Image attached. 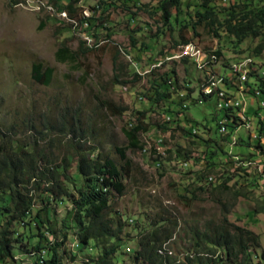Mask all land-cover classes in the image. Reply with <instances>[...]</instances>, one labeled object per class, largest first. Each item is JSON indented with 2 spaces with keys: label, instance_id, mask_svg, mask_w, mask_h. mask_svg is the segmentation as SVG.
I'll return each instance as SVG.
<instances>
[{
  "label": "rangeland",
  "instance_id": "374dc122",
  "mask_svg": "<svg viewBox=\"0 0 264 264\" xmlns=\"http://www.w3.org/2000/svg\"><path fill=\"white\" fill-rule=\"evenodd\" d=\"M99 1L78 0L69 15L67 0H13L12 4L10 0H0L1 146H19L30 152L37 160V172L57 167V190H72L81 184L76 162L82 155L90 162L107 157L120 168L123 189L121 193L112 192L107 211L109 216H120L123 223L120 247L113 256L115 264H132L137 240L160 218L164 220L162 225L168 222L172 231L163 247L181 256L191 249L189 237L194 228L216 224L224 215L229 222L258 235L259 246L252 255V264H264V188L258 179L259 166L264 164V135H256L258 123L253 111L257 104L251 95L264 83V48L254 52L260 41L264 43V31L261 37L237 43L222 28L213 30L204 23L192 28L195 11H203L202 0H180L178 22L171 18V28L161 21L162 0H114L96 11ZM250 1L211 0L208 6L222 18L232 4L249 5ZM58 11L76 20L91 17V40L82 39L79 25H73ZM171 13L175 10L171 9ZM173 38H183L185 44L191 42L208 57L219 49L220 56L213 67L199 69L190 57L177 56L186 45H174ZM61 44L75 51L74 62L55 59ZM247 58L252 59L251 70L240 83L232 66ZM34 63L52 67L48 84L32 79ZM209 73L221 76V85L225 84L233 96H239V85L244 83L242 86L248 88L240 99L245 101L249 126H236L229 141L216 139L227 154L217 151L210 159L213 167L205 163L209 153H205L202 138L218 137L217 124L224 113L216 108L215 97H202L201 85ZM165 80L178 87L173 95L175 104L160 100L152 107L147 97L154 87L161 91ZM167 107L174 111L176 120L163 127L162 122L168 119L162 120L170 119L168 113H162ZM259 111L264 116V108ZM140 112H144L140 117L147 129L139 133L142 148L122 153L126 146L122 128L132 125ZM231 113L234 115V111L225 110L226 116ZM188 120H193L192 125L198 123L193 137L181 129ZM237 137L244 142L238 143ZM156 145L163 154L153 153ZM230 153H238L240 159L248 156L255 164L235 169L226 160ZM234 166L239 167L238 162ZM203 168L211 169L208 174L214 185L195 179ZM225 176L230 177L228 188H214ZM34 179L27 185V196L32 202L31 216L38 211L44 221L40 233L47 240L57 241L67 235L66 251L59 248L60 264H97L101 249L92 241L86 248L75 246L72 204L64 195L53 199L46 190V178L37 175ZM12 226L24 234L19 223ZM37 233L33 228L34 236H23L22 249L19 243L12 244L17 264H33L37 253L30 249L39 241Z\"/></svg>",
  "mask_w": 264,
  "mask_h": 264
},
{
  "label": "trees",
  "instance_id": "16d2710c",
  "mask_svg": "<svg viewBox=\"0 0 264 264\" xmlns=\"http://www.w3.org/2000/svg\"><path fill=\"white\" fill-rule=\"evenodd\" d=\"M77 1L67 0L65 8L69 15H71L72 5ZM113 1L100 0L95 10H102ZM210 1L202 0L201 6L203 7V11H195L194 17L196 20L190 25L192 28L201 23H204L208 28L213 30L222 28L224 33L233 37L237 43H241L247 38L261 37L264 31V2L254 4L251 0L249 5L244 2L232 4L231 7H228L224 16L220 18L214 9L208 6ZM10 2L12 4L13 0H10ZM16 2L14 1L13 3ZM159 8L163 25H169L171 28V18L174 22H178L177 14L181 11L180 0H162ZM171 9L175 10L173 15ZM86 20L90 28L91 17H86ZM89 28H83L82 30L88 33V30L92 29ZM185 43L187 41L183 38L181 40L173 38L174 45H183ZM263 48L264 43L260 41L255 46L254 52L257 54ZM215 54L217 57L220 56V50H215ZM54 55L55 59L60 62H74L76 59L75 51L69 49L64 44H61L56 49ZM182 59L185 60V58ZM52 72V67L43 66L41 63H34L31 68V77L36 82L48 84ZM167 80H165V83L163 82L164 87L160 88L162 89L161 91H159V88L154 87L152 95L147 97L152 107L157 105L160 100H169L168 105L175 104L173 95H176L179 90L175 83H168ZM261 86H264L263 82L259 87ZM202 97L205 100L209 96ZM162 113L170 115V119L162 122L163 127L166 126V122H175L173 110L167 107L162 110ZM223 113L226 115L225 111ZM253 113L256 114L257 110H254ZM138 114L139 116L132 125L122 128V133L126 140V146L122 150V153L127 149L136 150L142 148L139 133L147 129L144 125L143 117H140L144 112ZM256 119L258 123L255 126L256 135L261 137L260 135H264V116L261 115V118L256 117ZM192 121L188 120L187 125L181 127L182 131L191 137L197 134L192 133L191 135V129L198 126L197 122L194 125L190 124ZM237 125L236 121L227 124V134L222 136L218 133L219 124H217L218 137L202 138V141L206 144L205 153H209V157L205 159L207 166L213 167V162L210 159L217 151H220L222 155L227 154L225 149L217 145L216 139L222 138V140L229 141L230 135H232L231 132H233ZM202 128L210 130L206 125H202ZM237 140H239L238 143L244 142L241 137H237ZM23 150L19 146L7 149L2 147L0 142V264H7L9 262L11 264L18 263L12 244L19 243V248L22 249L23 236L26 238L34 236L31 235V229L33 228L38 231L37 237L39 238V241L33 244L30 249L31 252L37 253V255H34L33 264H38V253L43 250V264H60L59 248L62 247L63 252L66 251V233L63 234L60 241H57L55 238L47 240L46 236L40 233L41 225L44 224L40 212L37 211L34 216H31L29 212L32 202L30 197L27 196V191H29L27 185L32 179L37 178V175L46 178L49 183V187L46 190L53 199L64 195L72 204V221L75 225L74 227H76V231L72 232V234L77 241V246L86 248L89 242L92 241L95 247L101 249L97 264H115L113 256L118 252L120 247L123 223L119 218L120 216H109L107 211L109 210L112 192L115 190L121 193L123 189L120 168L107 157H104L102 161L90 162L89 159L82 155L76 162V171L82 178L81 184L72 190H68L67 188H62L61 190L58 188L57 190V167L53 171H49L48 169V172H37V160L30 152L28 153ZM119 151L121 150L119 149ZM247 157L244 156L242 160H246ZM226 160L235 169L244 170V166L241 167L242 165H238L239 167L236 168L234 166L235 161L230 157ZM210 171L211 169L207 168L201 169L196 174L195 179L205 184L214 185L215 181L208 182L204 178L209 175ZM229 178V176H225L214 188H228L227 183L229 182ZM251 184H253V180H251ZM241 194L240 192H236V195ZM163 222V218H160L149 226L150 229L147 232L139 237L136 242V249L131 255L132 264H252V255L254 254V250L259 246L257 234L229 222L224 215L216 224L207 223L204 224L202 229L198 227L194 228L190 232L189 237L191 242L190 251L183 253L181 256L172 255L171 251L166 250L162 245L172 234L171 229L168 227L169 223L167 222L162 225ZM13 223H19L22 226L23 235L17 233L12 228ZM262 257L264 258L263 253Z\"/></svg>",
  "mask_w": 264,
  "mask_h": 264
},
{
  "label": "built area",
  "instance_id": "2783aa9c",
  "mask_svg": "<svg viewBox=\"0 0 264 264\" xmlns=\"http://www.w3.org/2000/svg\"><path fill=\"white\" fill-rule=\"evenodd\" d=\"M84 17V23L85 27H89L88 21L86 20V16ZM85 40H91L90 36L91 34H85ZM93 44V41L91 45ZM186 45V52H178V57H190L192 61L195 62L196 66L201 69V67H213L215 65V61L218 60L217 55L215 54V57H207L206 52L202 51L200 48L196 47L194 44L190 42V44H183ZM250 62H252V59H244V61H239L235 63V67L233 68V72H237V65H244L246 66V71H250ZM213 71V69H212ZM218 77L217 75L213 73H209L207 79L205 80L204 84L201 85V94L203 96L208 95L209 93H218V103L216 104V108L223 110V111H233V95H227V90L224 87H218ZM240 82V80H239ZM238 93L241 95H244L245 93H248L247 87H240L238 86ZM256 101L257 107L254 108V110H257L258 116L261 118V113L259 111L260 108H264V91L259 90V94H251ZM240 107H246L245 101H241ZM237 122V127H241L243 125V119H238V112H234V115H232L231 119H221L218 124V133L223 136L224 133H227V124H231L233 122ZM232 142H235L232 140ZM232 145V143H231ZM153 153L156 154V146H154ZM231 154V153H230ZM230 158L234 161L240 160V158L237 155H230ZM264 165V164H263ZM207 179V178H205ZM262 186H264V175L262 171L261 179H259ZM44 253V250L43 252ZM39 264V262H38Z\"/></svg>",
  "mask_w": 264,
  "mask_h": 264
},
{
  "label": "bare ground",
  "instance_id": "6f19581e",
  "mask_svg": "<svg viewBox=\"0 0 264 264\" xmlns=\"http://www.w3.org/2000/svg\"><path fill=\"white\" fill-rule=\"evenodd\" d=\"M58 13L60 14V16H62L63 18H66V19H68L73 25H79V32L81 33V36L83 37L82 39H84L85 40V35H84V30H82L83 28L85 29H88L89 27H85V23H84V18L82 19V20H76L75 18H70V17H68L67 16V14H66V12L65 11H58ZM78 27V26H77ZM91 28V27H90ZM89 28V29H90ZM75 30H76V27H75ZM87 32V31H86ZM85 34H91L90 33V31L88 30V33H85ZM97 44V43H96ZM93 45H94V43H93ZM95 46V45H94ZM184 52H186V46L184 47ZM212 57H215V54H213V55H211ZM208 57V56H207ZM210 57V56H209ZM233 63H235V62H233ZM228 66V65H227ZM230 66H231V64H230ZM237 67H239L240 69H242V70H239V69H237V72H234V73H236L237 74V76H238V80H240V83H242V82H244V80L246 79V77H247V73L249 72V71H246V66L245 67H242V66H240V65H237ZM203 68H206V67H201V69H203ZM208 68V67H207ZM229 69V68H228ZM232 69H233V66H232ZM259 69V68H258ZM260 70V69H259ZM259 72V71H258ZM205 76H206V74H205ZM249 76V75H248ZM263 76H264V73H263ZM237 78V77H236ZM224 79V78H223ZM248 79V78H247ZM237 80V79H236ZM221 81H222V77L221 76H219L218 77V87H224V86H226L225 84H224V86H222L221 85ZM232 81V80H231ZM225 82H226V79H225ZM237 83H238V81H236ZM228 84V83H227ZM231 85V84H230ZM242 85H245L244 83L242 84ZM242 85H240V87H246V86H242ZM231 88H233V87H231ZM234 88H235V85H234ZM233 88V89H234ZM237 88V87H236ZM235 88V89H236ZM259 88V87H258ZM227 89H229V88H227ZM253 89V88H252ZM257 89V88H256ZM235 91V90H234ZM252 94H259V90L257 89V90H255V92H252ZM227 95H232L231 94V92H230V90L229 91H227ZM207 96H209L208 98H211V97H215V102H216V104L218 103V93H209L208 95H205V97H207ZM233 100H234V102H233V111L234 112H238V119H243V126H249V124H248V117H247V111H246V107H240V105H241V99H240V93H239V96H233ZM248 109V108H247ZM229 112V111H228ZM229 114V113H228ZM258 116V114H255V117H257ZM254 117V116H253ZM232 118V113H231V115H229V116H226V115H224V117H223V119H231ZM250 118H251V116H250ZM166 119H169V117H166ZM165 119V120H166ZM255 119V118H254ZM250 121H251V119H250ZM254 122V121H253ZM167 123V122H166ZM232 131V130H231ZM262 131V130H261ZM192 132H193V134L196 132V129H192ZM263 132V131H262ZM197 133V132H196ZM225 134H227V133H224L223 134V136L225 135ZM229 134V133H228ZM191 135H192V133H191ZM259 138V137H258ZM224 140V139H223ZM261 140H263L264 141V137H262V139ZM226 142V141H225ZM261 142V141H260ZM228 143V142H227ZM234 143V142H233ZM232 143V144H233ZM262 143V142H261ZM224 144V143H223ZM260 144V143H259ZM225 145V144H224ZM258 145V144H257ZM261 145V144H260ZM260 151H261V149H260ZM262 152V151H261ZM260 152V153H261ZM156 153H158V154H163V151H162V149H161V147L159 146V145H156ZM235 154V153H234ZM238 154V153H237ZM257 155V154H256ZM261 159V158H260ZM260 159H259V161H260ZM236 162H238V165H242L241 167H243L244 166V168H245V166H249V165H251L252 163L253 164H255L252 160H250V159H247L246 161L245 160H242V159H240V160H236ZM186 161H185V163H184V165H186ZM259 164H261V163H259ZM259 167H261V168H259ZM258 168H259V175H258V179H261V175H262V171H263V175H264V165L262 164V165H260ZM250 169V168H249ZM252 170V169H251ZM255 170V169H254ZM256 174V173H255ZM257 175V174H256ZM204 178H207V179H205L206 181H208V182H212V180H213V177L209 174V175H207L206 177H204ZM255 179V178H254ZM263 188H264V186H262ZM261 188V187H260ZM263 191V190H262ZM75 246H77V243L75 244ZM39 251V250H38ZM43 251H41L40 253H38V259H37V261L39 262V264H43V262H42V259H43V257H44V253H42ZM37 255V254H36ZM44 260H45V258H44ZM28 263V262H27Z\"/></svg>",
  "mask_w": 264,
  "mask_h": 264
}]
</instances>
